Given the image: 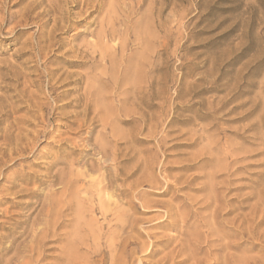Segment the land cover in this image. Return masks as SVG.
Wrapping results in <instances>:
<instances>
[{"label":"rangeland","instance_id":"1","mask_svg":"<svg viewBox=\"0 0 264 264\" xmlns=\"http://www.w3.org/2000/svg\"><path fill=\"white\" fill-rule=\"evenodd\" d=\"M83 2L92 4V13ZM83 2H61L71 12L69 27L56 31L63 43L52 46L49 54L45 49L38 58L37 44L33 48L31 41H37L39 20L23 22L21 17L33 6L35 16L48 7V0H0V264H13L15 258L17 264H35L43 240V249H53L46 251L41 264H56L64 245L71 242L84 252L78 254L80 264H158L170 257L166 253L182 236L181 225L172 229L161 223L166 210L180 209L182 216L194 208L199 214L190 216L189 223L207 221L206 217L212 225L211 214L219 210L222 224L231 228L237 215L235 225L244 221L241 231L247 230L235 239L226 231L213 234L214 256L202 249V264L214 263L215 255L222 260L228 253L231 264H264V0ZM97 2L102 9L95 11ZM55 15L52 11L43 19L52 16L45 32L52 29ZM100 33L109 34V39L101 44L107 62L98 72L120 81L118 75L126 68L141 65L145 81L140 91L129 89L130 82L121 87L118 91L127 89L121 96L126 100L108 99L100 105L98 126L83 140L88 134L77 127L82 106L75 98L87 78L79 85L57 79L89 67L66 64V58L72 59L67 50L96 42ZM50 69H55L51 79L46 75ZM149 81H155L154 99L151 87L147 89ZM49 83H56L57 93L68 87L81 90H69L56 99V93L49 94ZM111 86L98 90L111 92ZM136 117L140 120H133ZM98 139L107 147H96ZM201 158L205 159L199 162ZM211 184L221 201L216 211L218 205H207L210 194L214 196ZM33 191L38 195L32 196ZM132 199L134 207L127 202ZM102 205L108 209L105 214ZM191 223L186 230L196 232ZM203 228L207 229L200 231ZM55 233L63 234L62 239L53 241ZM246 239L256 246L249 249ZM136 240L148 249L133 251L127 243ZM228 241L239 246L225 253L218 244ZM89 254L92 260L87 261Z\"/></svg>","mask_w":264,"mask_h":264},{"label":"bare ground","instance_id":"2","mask_svg":"<svg viewBox=\"0 0 264 264\" xmlns=\"http://www.w3.org/2000/svg\"><path fill=\"white\" fill-rule=\"evenodd\" d=\"M46 0H34V4H36V3H38V4H42V3H44ZM84 1V0H83ZM82 0H56V1H53V0H51V1H49L48 0V9L45 7L42 11H39L38 13H36V15L35 16H32L31 15V10H32V8L34 7H29L30 9H26V11L25 12H23V14H22V17H21V21H23V22H27V21H29L30 19H33V20H35V19H38L39 20V23H38V27H39V30H38V33H39V35H38V38H37V41L35 42V41H31V43H33L32 44V47L34 48L35 47V45L37 44V47H35L36 49H37V51L36 52H34L35 53V56H37L38 58H40L42 55H43V53H44V50L45 49H48V52L46 53V54H49L50 52H51V47L52 46H54V45H58V47H61V45H62V43H63V39H61L60 37L59 38H57L58 37V34H56V31L57 30H60V31H65V29L67 28V27H69L68 25L70 24L69 22H70V15H71V12L69 11V7L67 8V7H65V6H63V5H61V2H64L63 4H75L76 6L77 5H79L81 2H83ZM87 2V1H86ZM96 2V1H95ZM91 3H92V1H91ZM98 4L97 5H95L94 6V4H93V8L95 7L96 9H94L95 11L97 10V8L99 7V8H101V5H100V3L99 2H97ZM74 5V6H75ZM89 6V9H91V12L90 13H92V4H88V3H85V2H83V6ZM103 5V4H102ZM53 8V9H52ZM85 9V8H84ZM102 9V8H101ZM34 10V9H33ZM88 10V9H87ZM93 10V11H94ZM52 11H54V12H57L58 13V15L56 16H54L53 17V20H54V25H52V29L47 33V32H45L44 30H43V27L51 20V17L52 16H50V17H48L46 20H43L44 18H45V16L46 15H50V13L52 12ZM82 12V11H81ZM85 12H86V10H85ZM83 13V12H82ZM10 17L11 18H13L14 17V15L13 14H10ZM72 23V22H71ZM104 30V29H103ZM58 32V31H57ZM97 37H98V40L96 41V42H93V41H86L85 43H82L81 42V44H79V45H75V46H71L70 48L71 49H69V50H67V53L68 52H72V59H65L64 60V62L66 63V64H73V65H76V66H83V65H89V67L86 69V70H84V71H70V72H65V78H63L62 79V77L63 76H60L58 79H57V81H61L62 80V83L63 82H66V84H67V82L69 83V84H73V85H79V84H81L83 81H84V79L85 78H87V85H86V87L84 88V90L82 91V92H79V94H78V96L75 98V101H76V103H77V105H79V106H82V110L79 112V115H81L82 116V119H81V121H80V124L77 126V127H79V129H81V128H83L84 130H85V132L88 134V135H86L87 137H85V138H83V140L84 139H88V138H90L91 137V130H93L95 127H97L98 125H97V123H98V119H97V114H96V111H98L99 112V107H100V105H102L103 106V103L104 102H106V100H108V99H115L117 102H122V100H126L127 98H125V99H122L121 98V96L123 95V92H126V87L124 88V89H122V90H120V91H118L119 89H121V87H124L126 84L128 85V83L130 82L131 83V85L132 86H128L129 87V89H131V88H134L135 90H139L140 91V89H141V84L145 81V75L143 74V72H142V70H141V65L139 66V65H137V66H135L134 68H132V69H125L120 75H118L120 78H119V80L120 81H118V78H113V77H111V76H109L108 75V77H106V75L104 74V72L103 71H101V72H98V68L99 67H102V66H106V62H107V54H106V52H104L103 50H101V44H102V42H103V44H105L104 42H105V39L106 38H108L109 39V34H104V33H100V34H98L97 35ZM107 41V40H106ZM108 42V41H107ZM40 43H45V45L43 44V45H40ZM103 47V46H102ZM58 49V48H57ZM35 50V49H34ZM104 50H105V48H104ZM37 60H39V59H37ZM105 62V63H104ZM120 66V65H119ZM106 68V67H105ZM55 70V69H54ZM53 69H50L48 72H47V76L49 77V79H51V78H53L54 76H55V71H54ZM121 70V69H120ZM47 77V78H48ZM57 81H56V83H57ZM56 83H49L50 84V88H52V91H49V94H52V93H56V99L58 98V97H63V96H65L66 94H67V92L69 91V90H77V91H80L81 90V88L80 87H72V88H69L68 87V89H65V90H63V91H61V92H59V93H57L56 92V90L58 89V87L55 89V87H56ZM108 83H110V84H112V90H111V92H101V90H98L99 89V86H101V85H104V84H108ZM154 83H155V81H154ZM154 83L152 82H150L149 81V83H148V85H147V89H149V87H151V96H152V98L154 99L156 96H157V92L154 90ZM99 85L98 87H96V85ZM145 86V85H144ZM144 89H145V87H144ZM135 92H137V91H135ZM138 94H139V92H138ZM141 94V93H140ZM96 95V97H94ZM53 96V95H52ZM54 99H55V97H53ZM55 101V100H54ZM57 101V100H56ZM71 102V101H70ZM81 102H83V104H81ZM94 105H96V108H94ZM153 105V104H152ZM46 106V105H45ZM55 106V105H54ZM56 108H57V106H55ZM46 108H47V106H46ZM29 110V109H28ZM48 110V109H47ZM106 110H108L109 111V109L107 108ZM75 112V111H74ZM94 113V115L91 117V118H89V116H90V113ZM113 112V111H112ZM120 112V111H119ZM73 114V113H72ZM111 114V113H110ZM120 114V113H119ZM142 116H144V115H142ZM78 117V116H77ZM117 118V117H116ZM142 119V118H141ZM144 119V118H143ZM101 120V119H100ZM133 120H140V118L139 117H136V118H134ZM78 121V122H79ZM103 121V120H102ZM120 121V120H119ZM107 122V121H106ZM106 122L103 124V128L105 129V131H107V132H105L106 133V135L108 136V134H109V131L107 130V127H106ZM113 131V130H112ZM89 136V137H88ZM100 136V135H99ZM111 136H112V134H111V132H110V137H109V139H110V142H113L114 140L111 138ZM98 137V136H97ZM116 137V136H115ZM134 137V136H133ZM99 138V137H98ZM103 139H105V138H103ZM132 139V138H131ZM136 139V138H135ZM95 140H96V138H95ZM97 141V140H96ZM98 141H100V139H98ZM101 142V141H100ZM108 142V141H107ZM109 143V142H108ZM116 144H117V142H116ZM95 146L96 147H107V144H104L103 142H101V143H99V142H96L95 143ZM108 146H109V144H108ZM87 147V146H86ZM103 149V148H102ZM106 150V149H105ZM107 155V154H106ZM206 158H211V157H206ZM205 158H201L200 160H199V162H201L202 160H204ZM235 162V160L233 159V161H230V164H233ZM183 167H186V168H188V167H190V166H188V165H183ZM212 172V171H211ZM213 173H214V171H213ZM216 173V172H215ZM216 174H218V173H216ZM218 176V175H217ZM62 177V176H61ZM60 177V178H61ZM70 177V176H69ZM215 177V175L214 174H212L211 173V178H212V180H213V178ZM215 179V178H214ZM67 181V180H66ZM68 181H69V179H68ZM67 183V182H66ZM210 183H211V181H210ZM100 184H102V183H100ZM215 184V183H214ZM210 185V191L213 193L214 191H216L215 190V185ZM68 185V184H67ZM209 186V185H208ZM216 186H217V184H216ZM100 188H101V186H100ZM172 188V185H168V188H167V190H170ZM205 188V187H204ZM103 188H101V190H102ZM51 190V189H50ZM53 190V189H52ZM55 190V189H54ZM208 190V189H207ZM210 192V193H211ZM120 193H122V194H124V190H120ZM131 192H128V193H126L125 194V196H128L129 194H130ZM34 194H37V192L36 191H33L32 193H31V195L32 196H34ZM100 194V193H99ZM214 194V196L212 195V194H210L211 196H209V198H208V201H207V199L205 200V201H207L208 202V204L207 205H210V204H212V203H215L216 205H218V203L219 202H221L220 201V198H219V196L217 195V193L215 192V193H213ZM38 195V194H37ZM49 195V194H48ZM137 195H142V194H140V192H138L137 193ZM130 196V195H129ZM213 196V197H212ZM136 198V197H135ZM140 198V197H139ZM206 198V197H205ZM134 199V198H133ZM130 200V201H127L128 203H129V205L130 206H132V207H134V206H136V202L134 201V200ZM203 202V203H206V202ZM103 204V203H102ZM110 204V203H109ZM115 204V203H114ZM214 204V206H216ZM229 205V204H228ZM170 206V205H169ZM220 206V204L217 206V207H215V210L214 211H216V208L218 209V207ZM194 207V206H193ZM206 207H208V206H206ZM241 207H243L242 205H240L238 208H241ZM102 209V211H104V214L108 211V209H107V207L105 206L104 207V205H102V207H101ZM171 208V207H170ZM224 208V207H223ZM237 208V209H238ZM220 209H221V207H220ZM79 210V209H78ZM222 210V209H221ZM42 211V210H41ZM101 211V212H102ZM218 212H219V210H217ZM213 212V214H211L212 215V218H211V216H210V218L212 219V225H210L209 224V219H207L206 217H205V219L207 220V221H204V220H201L198 224H196V223H191V226H193V227H195V229L194 230H197V231H199V233H196L195 231H193L192 232V230H189V231H187L186 230V228H185V226L186 225H190V223H189V220H190V216H196V215H198L199 214V211H198V208H194V210H192V212H189V213H185L184 214V212H183V215L181 216V214H180V209L178 210V211H176L175 213H172V209L170 210V209H167L166 210V212H165V214H166V217H165V215H163V216H161V217H165L163 220H162V224H163V226L164 227H167V228H172V229H174V228H176V229H178L177 228V226L178 225H181L182 227H181V238H179V240L177 241V243H176V245L172 248V250L170 251V253L168 254V253H166V257H168L169 255H170V257H168L167 258V260L166 261H164L165 259H162L161 260V263L159 262L158 264H180L181 262H185V261H188V260H192V262L190 263V264H202V261H201V257H200V253H201V251H202V249H205L206 251H207V253L208 254H211L212 253V250L213 249H211L210 247L213 245V244H211L212 242L214 243L215 241H216V238H214V237H216L215 235L216 234H218V235H220L218 232H221V231H223V233L226 231V233H227V236L229 237V238H231V237H234L233 239H235V237H237L239 234H244L245 235V233H244V231H247V230H244V228L242 229L243 231H241V226H243V223H244V221H242L243 223L242 224H239L238 226H236L235 225V223H236V221L240 218H238L237 217V215L233 218V220L231 221V223L233 224V226L231 227V228H228V226L225 224V223H223L222 224V220H218V218H219V216L221 215V213H220V215L218 214V212ZM223 211V210H222ZM232 211H233V209H232ZM229 212H231V211H228L227 213H229ZM174 214H177V215H180L179 216V218H176L175 216H174ZM240 214V213H239ZM238 214V215H239ZM39 215V214H38ZM37 215V216H38ZM60 215V214H59ZM58 215V216H59ZM210 215V214H209ZM249 215V214H248ZM248 215H246V216H248ZM40 217V216H39ZM83 216H81V218H82ZM84 217H86V216H84ZM202 218H203V216H201ZM208 218H209V216H207ZM249 217V216H248ZM247 217V218H248ZM59 218V217H58ZM58 218L56 219V221L58 220ZM201 218V219H202ZM196 219V218H195ZM80 220H82V219H80ZM85 220V219H84ZM199 220H200V218H199ZM194 221V220H193ZM192 221V222H193ZM55 222V221H54ZM197 222H198V219H197ZM57 224V223H56ZM51 225V224H50ZM54 225V224H53ZM60 225V224H59ZM74 226V225H73ZM54 227H56V226H54ZM53 227V228H54ZM80 227V226H79ZM192 227V228H193ZM201 227H207V229L206 230H204V228L202 229V230H204V231H200L201 230ZM246 229V228H245ZM227 230H231V232H227ZM54 231V230H53ZM75 231V230H74ZM249 231V230H248ZM250 232V231H249ZM248 232V233H249ZM50 233L51 232H49L48 233V235L46 236V237H48L49 235H50ZM72 233V232H71ZM252 231H251V235H252ZM198 234V236L199 237H201V239L200 238H196L197 235ZM202 234H204V237H202L201 235ZM213 234H215L214 236H213ZM55 236H57V238H55L53 241H56L57 239H62V235L61 234H54ZM61 235V236H60ZM80 235V234H79ZM217 235V236H218ZM240 235V236H241ZM72 236H73V234H72ZM224 236H225V234H224ZM223 236V237H224ZM74 237V236H73ZM76 237H78V236H76ZM184 237V238H183ZM213 237V238H212ZM220 237V236H219ZM227 237V238H228ZM239 237V236H238ZM242 237H243V235H242ZM203 238V239H202ZM218 238V237H217ZM69 239H71V241H72V238H69ZM69 239H67V242H68V240ZM173 239H175V237H170V241L171 240H173ZM140 240V239H139ZM139 240H136V241H130V242H128L127 244H128V246H132L133 248V251H135V250H138V249H141V250H147L148 249V246L144 243V242H140ZM185 240H186V242L187 243H189V245L188 244H186V242H185ZM225 240H226V238H225ZM228 240V239H227ZM230 240V239H229ZM45 241L46 240H43V241H41V243L39 244L40 246H39V249H38V256L36 255V254H34V256L36 257L37 256V258H36V260H35V264H41L40 263V260H42V259H45V257L47 256V254L48 253H46V251L47 250H49V249H53V246H49V247H47V248H45V249H43L44 248V244H45ZM52 241V240H51ZM139 241V242H138ZM218 241V240H217ZM223 241V240H222ZM66 242V243H67ZM70 242V241H69ZM68 242V243H69ZM75 242H78V241H75ZM84 242H86V241H84ZM244 242H247V243H249V249H252L253 247H255L256 245L254 244V243H252V242H249L248 241V239H246ZM37 243V242H36ZM90 243V242H89ZM89 243H86L88 246H89ZM217 243H221V242H217ZM83 245H85V243H82ZM216 244V243H215ZM28 246H30V244L28 245ZM32 246H34V244L32 245ZM55 246V245H54ZM65 247H63L62 248V252H63V255H58L57 256V260H58V262L56 263V264H80V262L82 263V261H80V257L78 258V254H81L80 252V246H78L77 245V243H69L67 246H66V244L64 245ZM88 246H86V247H88ZM215 245H213L212 247H214ZM218 246L219 247H221L222 246V248L220 249V250H224V252L226 253V251H227V249H228V251H230L229 249H231V248H236L237 246H239V244H237V243H234V242H231V241H228V243H221V244H218ZM18 248V247H17ZM61 248V247H60ZM103 248V247H102ZM247 248V249H248ZM30 249V248H29ZM87 249V248H86ZM25 250V249H24ZM32 250H33V247H32ZM35 250V249H34ZM88 250V249H87ZM86 250V251H87ZM226 250V251H225ZM90 251V250H89ZM94 251V250H93ZM185 251H188V252H190V254H185L184 252ZM227 251V252H228ZM25 252V251H24ZM30 252V251H29ZM33 252V251H32ZM35 252V251H34ZM33 252V253H34ZM79 252V253H78ZM91 252V253H90ZM89 253L90 254H92V251H90ZM156 251H154L153 253H155ZM217 252V254H219L218 253V251H216ZM17 253V252H16ZM15 253V254H16ZM65 253V254H64ZM100 253V252H99ZM98 253V254H99ZM152 253V252H151ZM185 255H187V256H185ZM187 253V252H186ZM14 254V255H15ZM82 254H83V256H84V252L82 251ZM81 254V255H82ZM86 254H88V253H85V255ZM89 254V255H90ZM198 254H199V258H198ZM207 254V255H208ZM230 254H232L233 255V253H230ZM179 255H184V257L183 258H179V259H177L178 257L177 256H179ZM211 255H213V254H211ZM228 255H229V253H228ZM228 255L226 254V256H224V258L222 259V260H219V257L217 256V255H215L216 256V258H218V259H215V262L214 263H211V264H231V261L228 259ZM247 257H250V256H248L247 254H245ZM30 257H31V255H29ZM33 256V255H32ZM214 256V255H213ZM213 256H211V257H213ZM237 258H238V256L237 255H235ZM244 256V255H243ZM242 256V257H243ZM94 257V256H93ZM104 257V256H103ZM180 257V256H179ZM209 257H210V255H209ZM235 257V258H236ZM241 256H240V259L242 258ZM11 258V257H10ZM14 257H12V259H13ZM19 258V257H18ZM25 257H22V259H24ZM97 258H99V257H97ZM101 258H102V256H101ZM101 258H100V260H99V262H102V260H101ZM214 258V257H213ZM212 258V259H213ZM230 258H232V257H230ZM235 258H233V259H235ZM236 258V259H237ZM245 258V257H244ZM9 259V258H8ZM11 259V260H12ZM81 259H82V256H81ZM86 259H87V261L88 260H92V256L90 255V256H87L86 257ZM211 259V258H210ZM221 259V258H220ZM233 259H232V262H235V261H233ZM247 259H250V258H247ZM251 259H252V256H251ZM1 260V259H0ZM7 260V259H6ZM17 258H15L14 259V263L13 264H17ZM94 260H95V258H94ZM97 260V259H96ZM238 260H239V258H238ZM237 260V261H238ZM245 260V259H244ZM252 260H254V259H252ZM163 261H164V263H163ZM206 261H208V259L206 260ZM236 261V262H237ZM240 261V260H239ZM242 261V260H241ZM245 261H247V260H245ZM244 261V262H245ZM249 261V260H248ZM247 261V262H248ZM19 262V261H18ZM23 262V261H22ZM30 262V261H29ZM29 262H25V263H23V264H28ZM90 262V261H89ZM105 262V261H104ZM103 262V263H104ZM256 262V261H255ZM88 263V262H87ZM96 263V262H95ZM98 263V262H97ZM238 263V262H237ZM241 263H243V261L241 262ZM246 263V262H245ZM18 264H20V263H18ZM31 264V263H30ZM100 264H102V263H100ZM238 264H240V263H238ZM246 264H250V261H249V263H246ZM262 264V263H261Z\"/></svg>","mask_w":264,"mask_h":264}]
</instances>
